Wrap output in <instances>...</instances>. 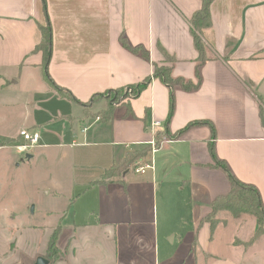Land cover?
<instances>
[{"label":"crops","instance_id":"1","mask_svg":"<svg viewBox=\"0 0 264 264\" xmlns=\"http://www.w3.org/2000/svg\"><path fill=\"white\" fill-rule=\"evenodd\" d=\"M201 6L202 0H0V75L16 85L40 78L58 106L45 122L0 135L15 139L19 129H41L58 136L59 145L38 147L61 149L83 188L79 199L93 198L89 211L98 214L94 226L82 221L63 238L62 227L55 228L49 264H83V233L110 241L97 243V264H264V234L253 240L255 217L247 219L253 234L244 219L235 231L231 220H206L214 200L231 189L213 149L234 176L259 190L264 205V0H213L211 25L199 31L191 21ZM45 25L52 31L49 75L78 103L48 81L44 53L35 50ZM195 32L204 41L202 57ZM156 67H168L175 79L201 80L190 90L169 85ZM146 80L137 97L110 102L111 92ZM101 94L107 97L94 99ZM154 118L165 133L155 152ZM132 151L148 159L139 167L158 156L165 171L176 163L177 180L157 185L155 168L138 174L132 165L108 174Z\"/></svg>","mask_w":264,"mask_h":264},{"label":"rangeland","instance_id":"2","mask_svg":"<svg viewBox=\"0 0 264 264\" xmlns=\"http://www.w3.org/2000/svg\"><path fill=\"white\" fill-rule=\"evenodd\" d=\"M44 86L40 78L32 81L30 85L21 83L16 85L0 75V133L9 127L32 122L43 123L48 119L58 106L57 98L55 97V102L49 94H45ZM121 94L119 100L127 93L122 90ZM78 111L74 114H79ZM52 129H57V126H52ZM19 131L20 129L16 135L18 137L13 140L6 135H0V264H37L39 257H45L49 243L47 241L57 226L62 227L60 231L63 238L74 232V228L82 221H86L84 223L86 225H82L86 228L94 226L98 215H93L89 211V204L94 201L93 198L87 195L79 199L83 188L75 185L72 167L68 161L61 160L59 153L61 149L39 148L38 144L27 151L18 150L17 146L22 143ZM39 133L43 137L42 145L46 141L59 145L60 140L55 134L46 133L41 129ZM127 155L137 158L132 162V167L138 166L139 161L140 163L148 161L141 152L132 151ZM158 157L152 162L157 171V174L155 172L157 185L165 179L175 178L176 181L178 171L176 163L173 162L174 167L170 165L165 171L164 163L158 160ZM146 177L152 181L150 173L146 174ZM180 206L176 204L177 212H186V209ZM96 211L99 212L98 207ZM252 217L255 216L250 213L235 216L227 210L217 211L212 215L214 222L223 219L233 221L234 231L238 225H242V219ZM63 218L66 219L64 222ZM247 221L244 224L246 233L253 234L256 226ZM75 234L78 235L79 232ZM87 235L84 236L83 233L82 242H78V245L79 243L81 246L84 245L83 249L87 253L83 264H97L93 256L98 249L97 243L105 246L110 241L98 235L96 237ZM78 238L79 236L77 240ZM88 239H91L90 242ZM61 246L60 252L64 249V245ZM50 256H53V253Z\"/></svg>","mask_w":264,"mask_h":264},{"label":"trees","instance_id":"3","mask_svg":"<svg viewBox=\"0 0 264 264\" xmlns=\"http://www.w3.org/2000/svg\"><path fill=\"white\" fill-rule=\"evenodd\" d=\"M212 2H213V0H202L201 8L198 10V12L195 13V16L192 18V21H191L192 26H194L195 30L202 31L204 28L210 27V25H211L210 6H211ZM42 31H44L45 40L41 44L37 45V48L35 50L36 51L42 50L44 53V61H45L44 66H45L46 76L48 78V81L50 82L52 87H54L57 91L60 92L61 95H63L65 97L71 99L72 101L78 103L77 99L74 97V95L72 94L71 91L64 88L63 86L62 87L58 86L54 82L52 77L49 75L47 68L49 65V58H50L51 47H52L51 46L52 31L50 30L49 25H45V27L42 28ZM194 41L196 42V46H197L198 50L200 51V56L202 57V55L204 53V51H203L204 50V41H202L201 36L197 32H195ZM127 46L130 47L129 45H127ZM133 50L139 51L138 48L133 49ZM143 54L145 55L146 53L143 52ZM154 73L156 76L160 77L166 84L167 83L169 85L178 84V85H181L182 87H185L186 89H189V90L197 88L198 84L201 80V76H200L198 84H194L192 81L184 79V78L175 79L171 75L170 69L168 67L167 68L156 67ZM148 82H149V80H146L144 82L138 83L135 86H131L127 89H125V88L122 89L127 94L121 100H119V98H120V95H122L121 94L122 91H116V92L113 91V92H111L109 100H110V102H112V101L113 102H119V101L123 102L124 99L128 96V94H131V95L137 97L139 95V93L143 89H145ZM106 97H107V94H105V95L101 94V95H99V97L95 96L94 99L106 98ZM112 109H113V106L111 105L109 110H112ZM172 112H173V107L170 110V115L172 114ZM260 114H262V120H263V124H264V109L261 110ZM195 124H199V122L192 123V124L188 125L186 128H189ZM164 136H165L164 131L163 132L157 131V144L158 145L162 141ZM141 154L145 155V153H143V152H141ZM212 155H213V159L215 161V167H220V168L224 169L227 172L228 176L230 177L231 189H230V192L228 194L220 195L217 197L216 200H214V202L212 203V207H213L212 212L206 217V220H209V221L215 223L213 218H212V215H215L217 213V211H220V210H227V211L233 213L235 216H240L241 214L250 213L256 217V219L258 220V224H259V227L255 233V236L253 237V240L261 237L264 233V205L262 203L259 190H257V188L253 185L243 183L241 180H239L237 178V176H234V174L230 170L227 162L220 160L216 157V153H215L214 149L212 150ZM136 159L134 156L129 157L128 155H126L125 159H123L120 163L116 164L113 167V169H111L110 172H108V174H110V173L111 174H119V173L125 171V169L130 167V165H132V162H135ZM211 218H212V220H211Z\"/></svg>","mask_w":264,"mask_h":264},{"label":"built area","instance_id":"4","mask_svg":"<svg viewBox=\"0 0 264 264\" xmlns=\"http://www.w3.org/2000/svg\"><path fill=\"white\" fill-rule=\"evenodd\" d=\"M163 126V122L159 119H155L152 121L151 124V133L153 135L152 141H151V146L153 148V152H155L158 149L157 146V131ZM19 137L22 139V143H20L17 146L18 150L21 151H27L28 149L34 148V146H37L40 141V133L38 131H29L27 129H21L19 131ZM155 166L151 164H144L136 167H133V170L140 174V173H146L149 169L154 170Z\"/></svg>","mask_w":264,"mask_h":264},{"label":"water","instance_id":"5","mask_svg":"<svg viewBox=\"0 0 264 264\" xmlns=\"http://www.w3.org/2000/svg\"><path fill=\"white\" fill-rule=\"evenodd\" d=\"M37 264H49V260L45 257H39Z\"/></svg>","mask_w":264,"mask_h":264}]
</instances>
